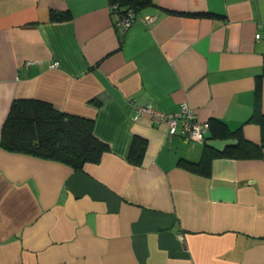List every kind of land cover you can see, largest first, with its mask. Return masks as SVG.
Listing matches in <instances>:
<instances>
[{
  "label": "crops",
  "instance_id": "crops-1",
  "mask_svg": "<svg viewBox=\"0 0 264 264\" xmlns=\"http://www.w3.org/2000/svg\"><path fill=\"white\" fill-rule=\"evenodd\" d=\"M148 3L123 30L110 0H0V138L12 102L38 100L107 146L81 171L0 146V264H264V149L204 177L180 161L236 139L135 118L184 104L260 145L264 0Z\"/></svg>",
  "mask_w": 264,
  "mask_h": 264
},
{
  "label": "trees",
  "instance_id": "trees-1",
  "mask_svg": "<svg viewBox=\"0 0 264 264\" xmlns=\"http://www.w3.org/2000/svg\"><path fill=\"white\" fill-rule=\"evenodd\" d=\"M149 0H110L114 12L123 15L128 9L136 10ZM149 4V3H148ZM67 18L65 14L51 11L52 21ZM255 116L259 113L255 109ZM259 116V114H258ZM209 131L204 142L234 138L237 144L226 146L219 152L205 145L197 163L181 162L182 166L198 175L210 176L211 162L215 158H258L264 149V118L260 120L261 144L255 145L243 138L242 131H230L225 123L217 119L209 122ZM143 144L134 139L129 157ZM138 145V146H137ZM0 146L12 153L24 154L43 160L62 163L74 171H81L85 164L97 162L107 146L93 135V122L54 109L50 104L38 100H14L2 125Z\"/></svg>",
  "mask_w": 264,
  "mask_h": 264
},
{
  "label": "built area",
  "instance_id": "built-area-1",
  "mask_svg": "<svg viewBox=\"0 0 264 264\" xmlns=\"http://www.w3.org/2000/svg\"><path fill=\"white\" fill-rule=\"evenodd\" d=\"M112 9H117V6L112 7ZM151 20L149 17L146 18V21ZM116 21L121 29L127 30L135 21V11L128 9L123 15L116 13ZM258 37L259 35H256V38ZM56 66L57 63H54L53 67ZM142 114H147L153 123L164 125L169 137L179 134L188 142H204L209 131V124L200 122L194 113L184 104L180 106L178 111L173 113L158 111L150 105L137 107L135 118Z\"/></svg>",
  "mask_w": 264,
  "mask_h": 264
}]
</instances>
